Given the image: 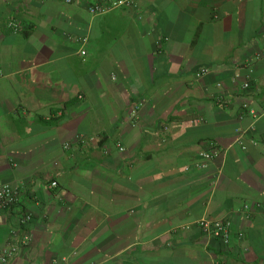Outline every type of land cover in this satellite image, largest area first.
Masks as SVG:
<instances>
[{
    "label": "crops",
    "instance_id": "0c3cea01",
    "mask_svg": "<svg viewBox=\"0 0 264 264\" xmlns=\"http://www.w3.org/2000/svg\"><path fill=\"white\" fill-rule=\"evenodd\" d=\"M92 1L0 0L6 264H264V0Z\"/></svg>",
    "mask_w": 264,
    "mask_h": 264
},
{
    "label": "built area",
    "instance_id": "2783aa9c",
    "mask_svg": "<svg viewBox=\"0 0 264 264\" xmlns=\"http://www.w3.org/2000/svg\"><path fill=\"white\" fill-rule=\"evenodd\" d=\"M70 2L71 0H64ZM133 3V0H93L87 5V10L91 14H102L108 12L114 8L128 7ZM80 41H85V37H79ZM81 54H85V49H80ZM208 71L207 67H201L196 72V76H201ZM249 85L248 81L243 82L242 86L247 87ZM242 107L246 109L252 117H257L258 112L246 102L242 104ZM134 112V111H133ZM216 148L213 146L209 149L201 150L198 153V159L195 162L197 168H204L208 165L209 161L215 156ZM50 185L56 186L57 182L55 180L50 181ZM16 200L15 188L6 182L0 183V209L3 207H8L14 203ZM246 207V206H245ZM31 219L30 213H23L19 217V222L21 224L29 221ZM199 228L208 233L211 236L219 238L223 242H228L231 236V221L227 218H211L208 216H201L197 220ZM241 233H239L240 235ZM31 239L29 233L22 234L18 240L10 242L6 247L0 250V263L6 264L10 258L16 255L19 248L27 244Z\"/></svg>",
    "mask_w": 264,
    "mask_h": 264
}]
</instances>
